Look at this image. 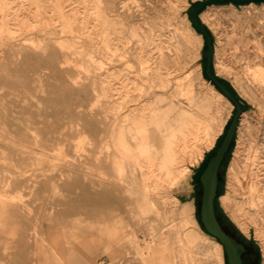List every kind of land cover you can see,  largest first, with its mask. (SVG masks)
Here are the masks:
<instances>
[{"label": "rangeland", "instance_id": "1", "mask_svg": "<svg viewBox=\"0 0 264 264\" xmlns=\"http://www.w3.org/2000/svg\"><path fill=\"white\" fill-rule=\"evenodd\" d=\"M198 1L0 0V264H64L53 236L95 239L108 264H225L199 222L198 174L234 105L205 77ZM197 17L242 106L216 212L244 264H264V72L243 59L264 70V2Z\"/></svg>", "mask_w": 264, "mask_h": 264}, {"label": "water", "instance_id": "2", "mask_svg": "<svg viewBox=\"0 0 264 264\" xmlns=\"http://www.w3.org/2000/svg\"><path fill=\"white\" fill-rule=\"evenodd\" d=\"M213 2H231L234 4L261 3L264 0H200L196 2L189 10V19L193 29L205 38L207 45V55L205 64V75L211 81L218 91H220L234 105V113L221 139L207 159L205 165L198 174V182L201 185L200 202L198 206L199 222L206 233L215 238L223 248L225 255V264H244L243 254L247 252V247L234 235L225 230L216 214L215 199L218 195L219 168L224 155L227 152L230 143L234 137L238 124V119L242 113L241 103L235 98L230 90L213 74L211 70L212 60V39L210 33L198 21V11L209 3Z\"/></svg>", "mask_w": 264, "mask_h": 264}, {"label": "crops", "instance_id": "3", "mask_svg": "<svg viewBox=\"0 0 264 264\" xmlns=\"http://www.w3.org/2000/svg\"><path fill=\"white\" fill-rule=\"evenodd\" d=\"M51 243L52 250L64 264H108L114 258L112 248L104 250L93 238L84 237L69 246L59 236H53Z\"/></svg>", "mask_w": 264, "mask_h": 264}, {"label": "bare ground", "instance_id": "4", "mask_svg": "<svg viewBox=\"0 0 264 264\" xmlns=\"http://www.w3.org/2000/svg\"><path fill=\"white\" fill-rule=\"evenodd\" d=\"M260 52V51H259ZM243 59H246V61H245V70L247 71V72H249V73H251L254 77H258V76H260L263 72H264V70L262 69V67L259 65V60H258V58H257V56H250L247 52H245V57H243ZM215 90V92L218 94V95H220V96H222V93L220 92V91H218V90H216V89H214ZM66 94V93H65ZM61 98H62V101L63 102H66L65 100H66V97H65V95H62L61 96ZM66 109H67V107H66ZM194 117H191V119H189V121L191 120H194L193 119ZM136 119V118H135ZM139 121L136 119V120H134V124H137ZM57 123V122H56ZM59 123H61V122H59ZM64 123V122H63ZM192 123V122H191ZM68 127H69V125H68ZM59 130V129H58ZM70 131V130H69ZM123 143V139L121 138V144ZM255 187H253V185H251V189H254ZM105 193L107 194V191H105ZM104 200H106V202L108 203V201L110 200V201H112V203H113V198L112 197H110V196H107L106 198H103ZM123 210V209H122ZM119 216V215H118ZM121 216V215H120ZM125 221V220H124ZM126 234V233H125ZM214 239V238H213ZM213 244H219V242L215 239V240H213ZM137 253V252H136ZM144 259V258H143ZM138 263V262H137ZM128 264V263H127ZM141 264V263H140Z\"/></svg>", "mask_w": 264, "mask_h": 264}, {"label": "trees", "instance_id": "5", "mask_svg": "<svg viewBox=\"0 0 264 264\" xmlns=\"http://www.w3.org/2000/svg\"><path fill=\"white\" fill-rule=\"evenodd\" d=\"M198 21L200 22V20L198 19ZM201 23V22H200ZM201 25L208 31V29L201 23ZM209 32V31H208ZM205 46H206V41H205ZM211 70H212V68H211ZM206 77V76H205ZM219 81H221L229 90H230V92L235 96V98H238L235 94V92H234V90L228 85V84H226L225 82H223L221 79H219ZM228 126V125H227ZM227 126H226V128H227ZM226 128H225V131H226ZM225 131H224V133H225ZM234 136H235V134H234ZM233 141H234V137H233V139H232V141H231V143H230V146H229V148H228V150H227V152L225 153V155H224V158L226 157V155H227V153L229 152V150H230V148L232 147V144H233ZM214 152H215V150H214ZM224 160V159H223ZM223 160H222V162H223ZM205 161H207V160H205ZM221 162V163H222ZM205 163L206 162H204V164H203V166L205 165ZM221 166V165H220ZM203 168V167H202ZM201 168V169H202ZM219 183V182H218ZM215 209H216V206H215ZM216 214H217V212H216ZM217 216H218V214H217ZM218 219H219V221H220V223H221V225H222V227L225 229V230H227L229 233H231L230 231V228H226V226L224 225V223L220 220V218H219V216H218ZM230 224V223H229ZM230 227L231 228H234L233 227V225H231L230 224ZM204 231V230H203ZM204 232H206V231H204ZM208 234V233H207ZM241 236V235H240ZM240 236H235L238 240H240L241 242L243 241V240H241V238H239ZM242 237V236H241ZM244 243V245L246 246V243L245 242H243ZM244 263V262H243Z\"/></svg>", "mask_w": 264, "mask_h": 264}]
</instances>
